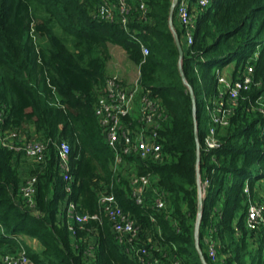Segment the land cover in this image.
<instances>
[{"label":"trees","instance_id":"16d2710c","mask_svg":"<svg viewBox=\"0 0 264 264\" xmlns=\"http://www.w3.org/2000/svg\"><path fill=\"white\" fill-rule=\"evenodd\" d=\"M172 2L125 0L126 15L120 16V0H0L1 134L47 147L37 161L0 142V264L21 245L32 264H141L119 243L101 203L105 194L135 222L149 249L147 262L203 264L195 236L199 173L205 195L199 243L208 264H264V227L251 231L246 225L250 204H264V0H210L206 7L190 0L191 46L175 10L182 58L169 23ZM123 17L127 29L119 23ZM112 47L123 49L140 73L142 93L164 110L159 161L121 152L117 165L106 143L96 105ZM235 59L231 77L252 66L254 83L235 105L224 97L231 106L228 125L215 126L218 78ZM213 127L219 147L210 149L206 138ZM62 141L71 149L70 192L59 167ZM133 174L151 178L150 190L161 191L164 208H157L153 193L137 203ZM31 180L30 200L23 188ZM70 202L99 218L76 225L63 211ZM23 238L39 246H27Z\"/></svg>","mask_w":264,"mask_h":264},{"label":"built area","instance_id":"2783aa9c","mask_svg":"<svg viewBox=\"0 0 264 264\" xmlns=\"http://www.w3.org/2000/svg\"><path fill=\"white\" fill-rule=\"evenodd\" d=\"M201 7H206L210 0H198ZM104 4L112 9V3L104 1ZM177 18L183 28L186 30V39L188 46L193 44L195 23L194 15L187 0H179L177 6ZM120 16L126 15L125 0H120L119 8ZM113 18V16H112ZM121 23L127 29V19L123 17ZM144 55L148 54V49L142 45ZM258 57V53H255ZM254 67L246 68L245 73L237 78L227 77V75H219L218 81L221 85L220 98L211 111V118L215 126L228 125V118L231 113V106L226 105L224 97L228 103L235 105L239 98L240 92L248 90L254 83L253 74ZM137 77L130 83L125 84L119 77L117 72L108 73L104 90L96 105V115L99 118L103 133L106 136L107 145L117 155V160L122 161L119 153L125 155L136 154L142 159L161 160V145L158 141L159 130L162 122L166 119L164 110L160 103L152 99L150 93L143 94V88L139 83L140 73L136 70ZM135 106L137 107L135 112ZM264 114V109L261 110ZM136 116V117H133ZM131 118L127 121V118ZM4 119V112L0 109V142L16 152L25 153L28 157L37 161H43L46 156V145L39 140H27L25 136H19L16 133L1 134V125ZM137 123L135 128L132 127L133 122ZM216 129L213 127L206 138L208 148L214 149L219 146L215 140ZM59 167L63 175V179L67 182V191L70 192V184L73 178L70 175V146L67 142L62 141L58 144ZM34 181L31 180L23 188L24 194L30 200L35 193ZM208 182L204 183L206 186ZM152 181L150 177H132V186L134 187V195L137 203L143 202V192L151 187ZM249 193V189H245ZM154 199L159 209L164 208L165 200L161 191L155 189ZM101 203L104 212L110 222L114 232L118 236V241L126 251L134 254L141 264H150L145 259L149 257V249L145 243L140 242V233L135 222L123 211L113 195H102ZM67 216L76 225L82 227L92 219H98V215H89L78 211L77 206L70 202L64 208ZM246 225L251 231H259L264 227V204L253 202L249 206ZM70 229L73 230L72 224ZM20 240V238H18ZM209 256L212 260L217 259L216 243L209 246ZM3 264H32L27 255L26 248L21 245L19 253L16 255L7 254L2 257ZM176 264H179L178 262Z\"/></svg>","mask_w":264,"mask_h":264},{"label":"water","instance_id":"95a60500","mask_svg":"<svg viewBox=\"0 0 264 264\" xmlns=\"http://www.w3.org/2000/svg\"><path fill=\"white\" fill-rule=\"evenodd\" d=\"M179 0H173L172 2V6H171V18H170V26L174 32V36H175V39H176V42H177V45L179 47V51H180V56L181 58L183 57L184 55V51H183V48H182V45H181V42H180V39L178 37V34L176 33L175 29H174V23H173V16H174V13H175V10H176V6L178 4ZM180 71H181V74H182V77L183 79H185V76H184V73H183V69H182V65L180 64ZM191 91V90H190ZM191 95H192V98L194 100V109H196V101H195V96L193 94V92L191 91ZM196 137L198 139V127L196 126ZM198 161H200V152L198 153ZM198 178H199V207H198V219H197V223H196V229H195V236H196V247H197V250L199 252V256L201 258V261L203 264H208L204 254H203V251L201 249V246H200V243H199V233H200V226H201V220H202V216H203V211H204V200H205V195H204V191H203V187L201 185V176H200V173L198 174Z\"/></svg>","mask_w":264,"mask_h":264},{"label":"rangeland","instance_id":"374dc122","mask_svg":"<svg viewBox=\"0 0 264 264\" xmlns=\"http://www.w3.org/2000/svg\"><path fill=\"white\" fill-rule=\"evenodd\" d=\"M188 2H190V0H187ZM112 55L113 58L112 59V63H110V65L108 66V72L109 73H114L119 71V73L122 76V72H127L128 73H124L123 77L128 79H132L135 74H136V69L135 67L131 66V64L128 62V59L126 57L125 54H123L122 50L116 48V47H112ZM236 59L232 62L231 65H228L224 70H223V74L227 75V77H231V74L229 73L230 71L233 70L234 64L236 63ZM228 72V73H227ZM118 73V72H117ZM118 73V75H119ZM120 77V75H119ZM121 78V77H120Z\"/></svg>","mask_w":264,"mask_h":264},{"label":"crops","instance_id":"0c3cea01","mask_svg":"<svg viewBox=\"0 0 264 264\" xmlns=\"http://www.w3.org/2000/svg\"><path fill=\"white\" fill-rule=\"evenodd\" d=\"M116 48H118V49H120V50H122V52H123V54H125V52L123 51V49H121L120 47H116ZM111 53H112V48H111ZM126 55V54H125ZM112 59H114L113 58V55H112ZM112 59H111V61H110V63H112ZM110 63H109V65H110ZM136 70H137V68H135ZM118 73H119V71H117ZM123 74L124 73H128V71L127 72H122ZM228 73V72H227ZM123 74H122V76H121V74L119 73V75H120V77H121V79L124 81V83L125 84H130L136 77H137V74H135V76L132 78V79H128V77L127 78H124L123 77ZM129 74V73H128ZM130 75V74H129ZM136 109H137V107L135 106V112H136ZM133 117H136V116H133ZM132 118V117H131ZM130 117H129V119H131ZM137 126V125H136ZM104 136H105V134H104ZM105 139H106V136H105ZM106 143H107V141H106ZM110 148V147H109ZM111 149V148H110ZM112 150V149H111ZM113 151V150H112ZM113 153H114V151H113ZM123 162L122 161H118V160H116V164L117 165H121ZM127 165H130V164H128L127 163ZM133 176H135L134 174L132 175V177ZM150 188L151 187H148L147 189H145L144 190V192H143V198L144 199H146L147 198V196H150L151 195V193H153V197H155L154 196V191H152V190H150ZM24 240H25V244L27 245V246H30V247H33V248H37L38 246H39V244H38V242L36 241V240H34V239H27V238H23Z\"/></svg>","mask_w":264,"mask_h":264}]
</instances>
